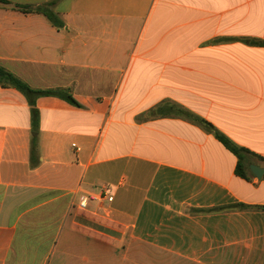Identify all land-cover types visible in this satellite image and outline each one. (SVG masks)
Here are the masks:
<instances>
[{
  "label": "crops",
  "instance_id": "crops-1",
  "mask_svg": "<svg viewBox=\"0 0 264 264\" xmlns=\"http://www.w3.org/2000/svg\"><path fill=\"white\" fill-rule=\"evenodd\" d=\"M5 1L0 66L81 107L37 100L33 167L0 84V264H264V180L183 117L264 169V0ZM49 3L59 27L15 8Z\"/></svg>",
  "mask_w": 264,
  "mask_h": 264
},
{
  "label": "trees",
  "instance_id": "trees-1",
  "mask_svg": "<svg viewBox=\"0 0 264 264\" xmlns=\"http://www.w3.org/2000/svg\"><path fill=\"white\" fill-rule=\"evenodd\" d=\"M0 3L8 5L9 3L5 0H0ZM52 3H49L45 6L30 8L26 6L16 5L15 8L21 10L22 12H35L38 14H43L53 25L59 27L56 15L52 11ZM0 84L3 87H11L20 91L28 100L30 109H31V126H32V142H31V163L33 167H36L39 163V154H38V141L37 134L39 132V110L36 107V102L41 97H56L64 100L71 106L80 108L81 105L75 100V98L70 94V92L66 89H57V90H35L28 86L26 83L21 81L12 73L5 70L0 66ZM184 112V118L192 122L193 124L201 127L205 131L213 134L215 138L223 144V146L233 153L238 159L236 175L243 178L248 179L249 169L246 167V159L247 156H254L249 150L236 146L233 142H231L227 137H225L222 133L217 131L211 124L208 122L195 117L188 112ZM264 180V178H263ZM236 208L239 209H248L245 205H238Z\"/></svg>",
  "mask_w": 264,
  "mask_h": 264
},
{
  "label": "built area",
  "instance_id": "built-area-1",
  "mask_svg": "<svg viewBox=\"0 0 264 264\" xmlns=\"http://www.w3.org/2000/svg\"><path fill=\"white\" fill-rule=\"evenodd\" d=\"M92 197V196H91ZM93 201H104L107 200L108 202H112L113 201V197L110 196L107 193L106 189L101 190L100 192H98L97 194H93L92 197ZM89 202H90V198L89 197H84L82 198V201L80 203V208L81 209H86L89 206Z\"/></svg>",
  "mask_w": 264,
  "mask_h": 264
},
{
  "label": "water",
  "instance_id": "water-1",
  "mask_svg": "<svg viewBox=\"0 0 264 264\" xmlns=\"http://www.w3.org/2000/svg\"><path fill=\"white\" fill-rule=\"evenodd\" d=\"M250 172L259 181H261L264 177V169L261 167L252 165L250 166Z\"/></svg>",
  "mask_w": 264,
  "mask_h": 264
}]
</instances>
